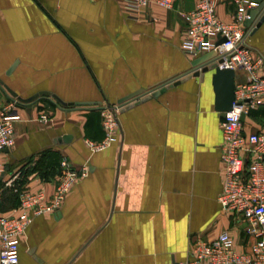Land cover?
I'll return each instance as SVG.
<instances>
[{
    "label": "crops",
    "instance_id": "0c3cea01",
    "mask_svg": "<svg viewBox=\"0 0 264 264\" xmlns=\"http://www.w3.org/2000/svg\"><path fill=\"white\" fill-rule=\"evenodd\" d=\"M213 2L218 17L230 21L232 1ZM195 3L173 0L166 9L149 0L134 20L121 0H0V78L20 97L47 91L67 103L50 96L16 102L15 145L0 161L20 187L47 199L61 159L88 169L54 213L33 217L17 264H182L194 239L210 241L223 230L243 248L241 229L218 201L222 121L212 72L181 77L123 106L110 144L99 151L86 144L105 139L102 108L191 68L196 56L181 48V13ZM248 44L264 55V21ZM11 100L0 88V113ZM260 128L244 117L246 132ZM42 160L45 175L33 169ZM4 179L2 198L10 189Z\"/></svg>",
    "mask_w": 264,
    "mask_h": 264
},
{
    "label": "built area",
    "instance_id": "2783aa9c",
    "mask_svg": "<svg viewBox=\"0 0 264 264\" xmlns=\"http://www.w3.org/2000/svg\"><path fill=\"white\" fill-rule=\"evenodd\" d=\"M121 1L125 15L134 20H139L149 5V0ZM231 1L235 11L228 22L218 17L213 0H196L192 10L181 13L186 22L181 48L191 57L214 51L219 66L235 71L232 108L222 122V191L218 201L244 234L245 247L238 248L230 231L223 230L210 241L194 239L182 264H264V128L253 132L244 129V117L264 109V55H255L248 44L257 21L249 27L245 25L249 10L256 4L252 0ZM157 4L171 9L173 0H157ZM220 38L224 40L219 43ZM239 70L243 72L240 78L236 76ZM15 104L16 100H11L0 113V156L15 145V117L10 114ZM122 107L116 104L101 109L105 139L100 144L86 141L91 150H102L113 140ZM42 120L47 117L42 116ZM5 168L0 161L1 179L5 177V187L16 192L18 205L8 211L0 209V264H15L20 239L33 217L54 213L74 182L88 169H77L68 159H61L58 181L47 199L43 191L31 192L20 187L16 173L8 176ZM2 191L1 188L0 203Z\"/></svg>",
    "mask_w": 264,
    "mask_h": 264
},
{
    "label": "water",
    "instance_id": "95a60500",
    "mask_svg": "<svg viewBox=\"0 0 264 264\" xmlns=\"http://www.w3.org/2000/svg\"><path fill=\"white\" fill-rule=\"evenodd\" d=\"M256 6L249 10V18L246 20L245 25L247 27L251 26L254 21L256 22L255 30L261 25L264 21V0H252ZM254 30V31H255ZM253 31V33H254ZM223 38H220L219 43L223 41ZM218 56L214 51H208L202 54H199L195 57V59L191 62V68L183 73L180 76L172 78L168 81L160 83L154 86L152 89L146 92H136L133 95L126 97L120 100L118 103L120 106H126L131 102H136L140 98L146 96L147 94L157 95L165 89V85L175 82L177 83L179 78L187 76V75H195L198 76L200 74H204L206 72H212L211 74V83L214 91V110L218 114L219 120H225V114L227 111L231 110L233 100H234V89H235V71L231 68H228L224 65L219 66L217 63ZM12 71V67L7 71V74H10ZM0 88H2L11 99L16 100L17 105L27 106L35 101H37L40 97L50 96L60 105H66L67 103L63 102L56 95L47 92L41 91L31 95L30 97L23 98L18 96V94L7 85L0 78ZM7 170V168H5ZM1 179V176H0ZM173 264H180L178 262H172ZM17 264V263H15Z\"/></svg>",
    "mask_w": 264,
    "mask_h": 264
},
{
    "label": "trees",
    "instance_id": "16d2710c",
    "mask_svg": "<svg viewBox=\"0 0 264 264\" xmlns=\"http://www.w3.org/2000/svg\"><path fill=\"white\" fill-rule=\"evenodd\" d=\"M49 155V154H47ZM42 161H37L36 166L33 168L34 170L37 169L41 172V165H42ZM42 175H45L44 172H41ZM2 202H5L6 205H3L4 203H0V208L2 210H8V209H12V207H16L17 205V200H16V194L12 193L11 189H9V191H7L6 193H4V197L2 198Z\"/></svg>",
    "mask_w": 264,
    "mask_h": 264
},
{
    "label": "rangeland",
    "instance_id": "374dc122",
    "mask_svg": "<svg viewBox=\"0 0 264 264\" xmlns=\"http://www.w3.org/2000/svg\"><path fill=\"white\" fill-rule=\"evenodd\" d=\"M249 119L253 122H255L256 124H258L261 128H264V109L263 110H259V111H253L251 112L249 115ZM12 189V193L16 194V192L14 191L13 188H10ZM3 203V202H2ZM3 205H6V203L4 202ZM233 219V217H232ZM244 234L241 233V237H240V242L238 243V245H241L243 244V247H245V242L244 240Z\"/></svg>",
    "mask_w": 264,
    "mask_h": 264
}]
</instances>
